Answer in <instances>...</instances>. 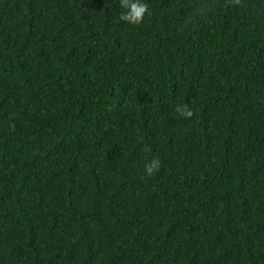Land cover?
I'll return each instance as SVG.
<instances>
[{"label": "trees", "instance_id": "1", "mask_svg": "<svg viewBox=\"0 0 264 264\" xmlns=\"http://www.w3.org/2000/svg\"><path fill=\"white\" fill-rule=\"evenodd\" d=\"M139 2L0 0V264H264V0Z\"/></svg>", "mask_w": 264, "mask_h": 264}, {"label": "clouds", "instance_id": "2", "mask_svg": "<svg viewBox=\"0 0 264 264\" xmlns=\"http://www.w3.org/2000/svg\"><path fill=\"white\" fill-rule=\"evenodd\" d=\"M124 7L130 10L126 11V14L121 18L132 22H138L146 11L147 6L139 2V0H137L136 3H129L128 0H125ZM176 111L182 116L190 117L192 115L191 111H187L185 107L178 106ZM159 167L160 161L158 159H153L150 163L145 165V172L148 175H152Z\"/></svg>", "mask_w": 264, "mask_h": 264}]
</instances>
